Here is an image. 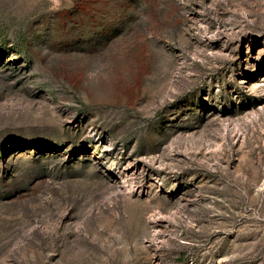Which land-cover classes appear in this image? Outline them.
<instances>
[{
    "label": "rangeland",
    "instance_id": "1",
    "mask_svg": "<svg viewBox=\"0 0 264 264\" xmlns=\"http://www.w3.org/2000/svg\"><path fill=\"white\" fill-rule=\"evenodd\" d=\"M0 264H264V0H0Z\"/></svg>",
    "mask_w": 264,
    "mask_h": 264
}]
</instances>
